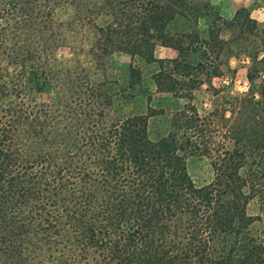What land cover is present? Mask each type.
<instances>
[{
    "label": "trees",
    "instance_id": "1",
    "mask_svg": "<svg viewBox=\"0 0 264 264\" xmlns=\"http://www.w3.org/2000/svg\"><path fill=\"white\" fill-rule=\"evenodd\" d=\"M189 3L0 0V264H264L263 219L248 214L255 199L264 214V27L246 9L231 25L248 91L224 87L207 116L186 106L158 141L145 116L110 119L96 86L68 84L52 105L28 96L52 87L65 6L80 22L106 15L93 25L99 48L159 63L157 90L191 100L201 74L220 75L212 53L225 40L169 32ZM158 45L178 56L158 60ZM192 156L211 159L213 182L194 183Z\"/></svg>",
    "mask_w": 264,
    "mask_h": 264
},
{
    "label": "rangeland",
    "instance_id": "2",
    "mask_svg": "<svg viewBox=\"0 0 264 264\" xmlns=\"http://www.w3.org/2000/svg\"><path fill=\"white\" fill-rule=\"evenodd\" d=\"M242 9L250 13L260 29L264 27V0H190L187 17L178 18L170 25L169 32L173 35L183 32L198 35L199 39H194L196 44L208 39L212 30L219 32L220 38L225 40L223 51L217 49L215 54H211L220 68V75L211 80V74H201L199 80L204 85L193 92L191 100H186L157 90L153 76L159 72V63H147L141 57L124 52L106 54L99 48L93 25H103L106 15L99 18V11L96 10L91 20L85 18L80 22L74 17L72 9L60 7L54 15L58 37L52 45L53 53L48 55L52 87L41 94L29 90L28 96L38 103L52 105L68 84L71 86L77 82L81 86H96L100 102L107 106L110 119L145 116L150 139L158 141L169 134L174 117L186 106H194L200 115L207 116L213 111L214 103L227 93L221 92L224 87L233 93L248 91L246 75L249 59L246 55L234 57L242 43L238 41L239 33L231 25L236 13ZM245 44L256 48L258 42L252 37ZM177 56L178 52L174 49L156 47L155 57L158 60H171ZM214 92L219 93V97L214 96ZM188 171L198 187L215 179V170L208 157H190ZM248 214L262 217L263 221L257 222L254 229L263 231L264 214L258 199L250 202Z\"/></svg>",
    "mask_w": 264,
    "mask_h": 264
}]
</instances>
